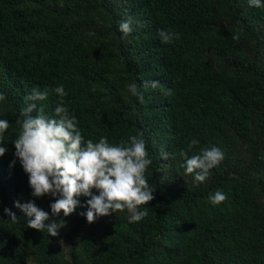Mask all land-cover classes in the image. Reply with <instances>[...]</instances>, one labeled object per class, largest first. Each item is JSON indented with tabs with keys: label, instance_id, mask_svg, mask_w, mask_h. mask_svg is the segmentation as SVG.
<instances>
[{
	"label": "trees",
	"instance_id": "1",
	"mask_svg": "<svg viewBox=\"0 0 264 264\" xmlns=\"http://www.w3.org/2000/svg\"><path fill=\"white\" fill-rule=\"evenodd\" d=\"M129 16L138 23L125 38L119 24ZM169 29L180 39L164 44L159 31ZM145 80L162 88L144 89ZM133 82L143 102L128 91ZM59 85L85 141L142 134L156 191L140 222L125 210L88 223L81 206L56 217L55 197L32 196L14 155L17 121L34 88L48 90L37 104L53 117ZM0 93V119L9 121L0 264H264V8L248 0H0ZM192 139L199 144L189 156L211 146L224 153L203 182L182 167L179 152ZM217 190L227 199L213 205ZM17 200H34L49 213L45 223L65 226L57 236L27 228Z\"/></svg>",
	"mask_w": 264,
	"mask_h": 264
},
{
	"label": "clouds",
	"instance_id": "2",
	"mask_svg": "<svg viewBox=\"0 0 264 264\" xmlns=\"http://www.w3.org/2000/svg\"><path fill=\"white\" fill-rule=\"evenodd\" d=\"M250 7L264 8L262 0H248ZM138 23L135 18L129 16L122 20L119 29L126 38L133 30V24ZM241 33L237 31L232 39L240 40ZM159 37L164 44L173 43L180 39L179 33L172 30H160ZM143 88H162L158 81L145 80ZM128 91L141 102L143 94L137 83L127 85ZM61 97L54 109L55 115H45L43 106L37 102L44 101L48 97V90L41 91L34 88L25 96L27 107L22 109V119L17 123L20 131L13 141L15 157L18 158L24 172L28 175V183L32 189V196L43 197L49 194L55 197L51 203V213L60 217L61 213L67 217L78 206L86 207L88 223H94L98 218L110 216L112 213H129V222H140L148 216V209L141 206L149 204L155 199L153 189L145 176L148 167L153 163L149 158L146 142L141 135H131L128 140H121L119 144L109 143L107 137H101L98 142L92 139L85 141L78 127L75 115L70 114L65 106L63 97L67 95L64 86L59 85L53 89ZM166 95L171 90L165 91ZM6 95L0 93V101H4ZM37 114L32 115L33 112ZM9 128V121L0 119V157L8 151L3 146V135ZM199 144L197 139H192L187 149H182L179 155L183 158L186 174H195L197 182H203L210 175V171L217 167L224 159V153L216 146L201 147L191 156ZM13 160L10 166H14ZM95 190V192L93 191ZM87 197L86 203L81 205L79 197ZM210 201L218 205L227 199L226 194L217 190L210 194ZM27 217V228L39 231H47L50 236H57L59 230L65 226L61 219L49 220V213L37 206L34 200L21 203L15 202ZM4 211L15 222L17 216L9 208Z\"/></svg>",
	"mask_w": 264,
	"mask_h": 264
}]
</instances>
